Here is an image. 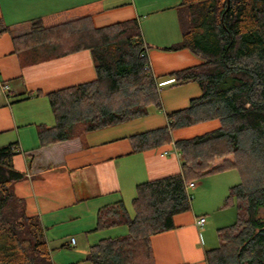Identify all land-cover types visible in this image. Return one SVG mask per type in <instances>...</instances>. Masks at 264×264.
<instances>
[{
	"label": "trees",
	"instance_id": "1",
	"mask_svg": "<svg viewBox=\"0 0 264 264\" xmlns=\"http://www.w3.org/2000/svg\"><path fill=\"white\" fill-rule=\"evenodd\" d=\"M178 19L181 39L166 49L187 48L201 63L168 76L174 85L197 82L201 95L166 113L165 127L130 139L141 150L169 143L177 128L211 119L219 127L174 141L180 172L137 184L132 215L122 202L100 208L96 229L124 224L127 232L99 240L76 264H154L150 236L173 228V216L190 208L185 185L228 170L241 178L225 197L236 218L218 228L219 244L205 251L206 262L264 264V0H182ZM17 38L22 64L88 49L96 73L48 93L56 124L45 136L39 128L42 145L73 136L81 125L93 130L162 111L137 20L94 27L89 17L47 26L37 19ZM16 151L14 143L0 147V264H53L39 218L25 213L12 188L23 177L13 168Z\"/></svg>",
	"mask_w": 264,
	"mask_h": 264
},
{
	"label": "crops",
	"instance_id": "2",
	"mask_svg": "<svg viewBox=\"0 0 264 264\" xmlns=\"http://www.w3.org/2000/svg\"><path fill=\"white\" fill-rule=\"evenodd\" d=\"M181 1L0 0V147L16 145L13 168L23 177L12 188L23 199L25 213L39 218L53 264H76L99 240L125 234L124 224L96 229L98 210L122 202L132 215L137 184L180 172L174 141L219 127L218 119H211L177 128L171 131L169 143L141 150L134 149L130 139L165 127L166 113L201 95L197 82L174 85L168 76L201 63L187 48L166 49L181 39ZM81 17H89L94 27L138 21L150 70L158 77L162 111L77 130L69 138L42 145L39 128L45 136L56 124L48 93L92 81L96 73L88 49L22 64L26 54L17 37L28 33L37 19L47 26ZM194 183L190 208L173 216V228L150 236L154 264H207L201 246L207 209L196 201L206 182ZM200 217L205 219L202 226Z\"/></svg>",
	"mask_w": 264,
	"mask_h": 264
},
{
	"label": "rangeland",
	"instance_id": "3",
	"mask_svg": "<svg viewBox=\"0 0 264 264\" xmlns=\"http://www.w3.org/2000/svg\"><path fill=\"white\" fill-rule=\"evenodd\" d=\"M83 127L84 126L81 125L78 130L84 129ZM163 154H166V152ZM198 180L206 182V184L201 187L200 197L198 196L196 201L207 209L205 213V217L208 221L205 225L207 232L203 236L201 246L204 247V250H208L219 244L218 228L230 225L236 218V209L234 205H225V197L228 193L229 186L237 184L241 178L236 170H228L208 173L201 176ZM188 193L190 196L192 195V202L194 200L193 194L195 191H192L190 188ZM218 207H220V209H217ZM259 215L264 217V209L259 211Z\"/></svg>",
	"mask_w": 264,
	"mask_h": 264
},
{
	"label": "built area",
	"instance_id": "4",
	"mask_svg": "<svg viewBox=\"0 0 264 264\" xmlns=\"http://www.w3.org/2000/svg\"><path fill=\"white\" fill-rule=\"evenodd\" d=\"M1 87H2V89H4V90L7 89V86H6V85L1 84ZM194 186H195V183H194V182H189V183H187V184L185 185V188H186V190H187V192H188V189L191 188V187H194ZM188 194H189V193H188ZM188 196L191 198L190 194H189ZM204 221H205L204 217H200L199 220H198L199 225L202 226V225L204 224ZM71 242H72V243L74 242V238H71Z\"/></svg>",
	"mask_w": 264,
	"mask_h": 264
},
{
	"label": "water",
	"instance_id": "5",
	"mask_svg": "<svg viewBox=\"0 0 264 264\" xmlns=\"http://www.w3.org/2000/svg\"><path fill=\"white\" fill-rule=\"evenodd\" d=\"M228 2H229V0H227V5H228Z\"/></svg>",
	"mask_w": 264,
	"mask_h": 264
}]
</instances>
